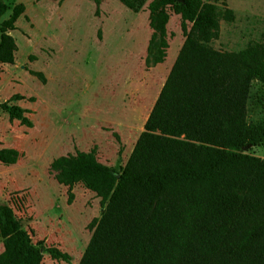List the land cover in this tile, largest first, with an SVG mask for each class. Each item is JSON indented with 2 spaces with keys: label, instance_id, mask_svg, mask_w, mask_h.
I'll return each instance as SVG.
<instances>
[{
  "label": "trees",
  "instance_id": "trees-1",
  "mask_svg": "<svg viewBox=\"0 0 264 264\" xmlns=\"http://www.w3.org/2000/svg\"><path fill=\"white\" fill-rule=\"evenodd\" d=\"M118 1L135 13L148 11L152 64L166 58L171 14L179 16L184 40L119 172L94 150L50 163L69 202L81 183L103 208L88 225L92 235L78 264H264V158L244 152L264 142V124L247 122L251 82L264 90V43L239 51L210 45L220 21L235 18L224 1ZM24 9L18 3L8 13L0 0V64L14 63L9 31ZM0 107L31 126L21 107L7 101ZM20 156L0 148L3 165ZM0 238V264H42V248L7 204H0ZM45 250L53 260L70 261L55 247Z\"/></svg>",
  "mask_w": 264,
  "mask_h": 264
},
{
  "label": "rangeland",
  "instance_id": "rangeland-1",
  "mask_svg": "<svg viewBox=\"0 0 264 264\" xmlns=\"http://www.w3.org/2000/svg\"><path fill=\"white\" fill-rule=\"evenodd\" d=\"M1 1L8 13L18 3L25 9L9 31L17 46L14 63L0 64V103L21 107L31 126L10 120L0 107V148L21 153L13 165L0 163V204L13 209L42 248V264H78L92 235L88 225L103 208L81 183L69 202L50 163L94 150L100 162L120 171L184 40L180 18L171 14L166 58L154 65L145 6L135 13L118 0ZM204 1H224L235 16L220 21L213 48L239 51L251 41L264 43V0ZM247 122L264 124V90L255 80ZM244 152L264 158V142ZM48 247L68 253L70 261L51 259Z\"/></svg>",
  "mask_w": 264,
  "mask_h": 264
},
{
  "label": "crops",
  "instance_id": "crops-1",
  "mask_svg": "<svg viewBox=\"0 0 264 264\" xmlns=\"http://www.w3.org/2000/svg\"><path fill=\"white\" fill-rule=\"evenodd\" d=\"M181 47V46H180ZM179 51V50H178ZM176 56H177V54H176ZM176 56H175V58H176ZM175 58L172 60V62L170 63V65H169V67H168V70L170 71V69H171V67H172V65H173V62H174V60H175ZM169 73V72H168Z\"/></svg>",
  "mask_w": 264,
  "mask_h": 264
}]
</instances>
